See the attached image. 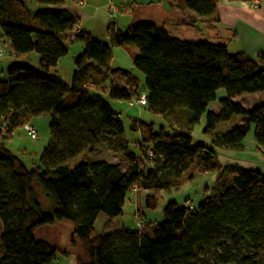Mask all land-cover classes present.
Returning a JSON list of instances; mask_svg holds the SVG:
<instances>
[{"label": "trees", "instance_id": "obj_1", "mask_svg": "<svg viewBox=\"0 0 264 264\" xmlns=\"http://www.w3.org/2000/svg\"><path fill=\"white\" fill-rule=\"evenodd\" d=\"M69 1L36 3L60 7ZM219 1L170 0L181 15L192 12L202 18L205 30L194 17L185 16L162 26L135 21L125 32L111 27L109 45L76 34L68 41L82 44L83 53L66 87L55 76L69 54L66 34L74 33L80 20L68 10L32 15L21 0H0L3 39L16 57L36 54L41 70L11 66L6 80L0 81V264H56L58 249L36 234L64 222L73 226L82 244L83 255L75 256L76 264H264V173L256 170H234L233 181L215 188L196 209L169 203L161 223L145 222L141 230L111 234L95 230L100 215L113 222L123 214L132 190L154 192L146 205L155 210L156 199L176 188L195 160L204 172L219 167L214 150L194 145L189 135L175 129L156 132L153 124L141 120L131 121V131L139 134L131 150L120 113L101 100L88 99L89 87L112 80V102L130 103L144 95L147 112L167 116L188 110L192 125L206 119V131L239 116L242 124L218 137V145L242 150L253 128L256 148L264 156V100L250 110L235 103L264 94V52L256 58L229 53L237 34L218 18ZM113 48L132 55L134 67L145 78L144 92L136 76L111 67ZM116 75L128 88L113 85ZM220 91L226 98L218 101ZM72 95L78 100L67 106ZM217 102L220 111L214 113L211 107ZM41 116L50 117L49 141L38 166L28 169L6 142ZM102 149L124 162L70 166L80 156L94 157ZM35 187L50 204L49 211L42 208Z\"/></svg>", "mask_w": 264, "mask_h": 264}, {"label": "rangeland", "instance_id": "obj_2", "mask_svg": "<svg viewBox=\"0 0 264 264\" xmlns=\"http://www.w3.org/2000/svg\"><path fill=\"white\" fill-rule=\"evenodd\" d=\"M30 14L35 15L45 10V6L38 5L36 0H21ZM72 1V0H71ZM71 1L67 2L70 3ZM85 5L80 7L81 10L88 15V18L80 21L85 32L91 34L92 38L102 44L109 45L108 29L113 27L121 32H125L128 26L137 21L143 23H151L156 26H162L167 21L180 22L185 16L194 17L198 26L205 30V21L197 17L192 12L181 15L171 5L170 0H84ZM160 1V2H158ZM151 2L159 3L158 6L167 10L169 16H164L159 7H152ZM81 4V5H82ZM258 1L252 2L250 5L255 8ZM219 3L217 4V8ZM219 9V8H218ZM171 19V20H169ZM17 22V21H15ZM18 23V22H17ZM25 23V24H24ZM26 25V21H24ZM75 36V33H72ZM71 36V35H69ZM74 37H68L65 45L69 54L62 59L58 68L56 78L64 86L70 87L73 73L75 70V60L82 55L83 46L80 43H70ZM113 69L121 68L130 71L139 79V88L145 90V78L135 67L132 55L123 48H113ZM133 52H138L136 49ZM230 54H236L235 50L229 48ZM11 66H27L37 72H41L38 62L30 56L16 57L12 55L9 44L3 39L0 28V76L6 75V71ZM3 71V72H2ZM113 85L123 86L124 80L116 75ZM112 80L106 82L100 87H89L85 96L90 100H101L109 107L120 113L121 122L124 125L126 138L131 143V150H134V142L139 140V134L131 131V118H138L145 123L153 124L156 132L164 129L166 133H173V129L180 133L189 135L194 145H203L216 152V165L218 170L213 172H204L198 166L197 160L190 169L185 173L178 182L176 188L170 191H164L156 199V209L152 210L146 205L148 196H153L154 192H144L134 189L128 194L123 214L114 220L113 223L108 222L104 215H100L95 223V230L99 234L107 231H114L118 226L125 230H141V222H160L163 220V209L169 203H176L179 208H198L206 199L213 196V190L217 187H225L233 181V171L239 169H250L264 173V156L258 151L254 141V129L252 128L249 135L243 141V149L236 150L224 148L218 145V137L232 131L242 124V118L234 117L230 122L223 123L215 130L206 131V119L203 118L199 125H192V114L188 110H180L167 116H156L145 110L142 104V97L134 99L132 102H115L110 100L109 92ZM143 96V95H142ZM264 95H250L240 99L241 105L250 110L259 105ZM78 97L72 95L66 101L67 106L74 105ZM218 106L212 105L211 111L218 113ZM33 120L34 123H33ZM32 125L38 132L36 139L29 136L24 127L17 129L12 138L6 142V148L16 157H18L28 169H34L39 164L44 149L49 141V116H41L34 118ZM251 136L250 142H246ZM123 163L120 155L114 154L108 150H101L96 156L88 155L80 156L70 163L71 167H75L83 162H99ZM36 197L40 201L42 208L49 211L50 204L47 202L38 187H35ZM36 237L48 241L59 251L57 254L56 264H76L75 256H82V244L74 235V228L69 223H61L54 227L41 228ZM71 254L67 257L63 254Z\"/></svg>", "mask_w": 264, "mask_h": 264}, {"label": "crops", "instance_id": "obj_3", "mask_svg": "<svg viewBox=\"0 0 264 264\" xmlns=\"http://www.w3.org/2000/svg\"><path fill=\"white\" fill-rule=\"evenodd\" d=\"M85 5L84 0H72L70 3H66L64 6L60 7H46L45 10L47 9H62V10H68L71 13H73L80 21L84 20V18H88V15L84 13L80 7ZM160 2V1H158ZM154 3L151 2L152 7H159V11H162V14L164 16H169L167 10L164 8H161L158 6L159 3ZM82 4V5H81ZM251 3H243L239 1H232L228 2L226 0H220L219 1V9L217 8V16L220 19L221 23L224 26L232 27L234 28L236 34H237V39L233 41L230 45L229 48H232L235 50L236 53H243L251 58H256L261 52H264V0L258 1V4L255 8H252L250 5ZM171 20V19H169ZM183 21V19L181 20ZM169 22V21H167ZM173 22V21H170ZM164 24V23H163ZM75 34H80V33H85L91 36L90 33L85 32L82 28L81 25L77 27V29L74 32ZM67 37L72 38L73 34H66ZM71 35V36H69ZM14 55V54H12ZM30 57H33L37 62L39 61L38 56L36 54L30 55ZM121 69V68H119ZM123 70V69H122ZM3 72V71H2ZM130 72V71H128ZM132 75L133 73L130 72ZM135 76V75H133ZM122 78V77H121ZM123 86L124 88H128V85L125 81L124 78ZM6 80V75H1L0 76V81H5ZM103 86V85H102ZM100 86V88L102 87ZM144 92V91H142ZM264 95V94H262ZM246 97V96H244ZM242 97V98H244ZM226 98V93L224 91H220V96L219 100L225 99ZM238 98L235 100V103H239L240 99ZM264 100V98H263ZM115 103V102H113ZM130 104V103H129ZM214 105V104H213ZM215 105L218 106L220 111V106L219 103H215ZM146 110V107L143 106ZM147 111V110H146ZM119 119L121 120V115H119ZM133 120H140L138 118H131V121ZM35 120H33L34 123ZM32 121L30 124H33ZM49 125H50V117H49ZM256 146V144H255ZM113 164V163H111ZM163 221V220H162ZM162 221L158 222L161 223ZM114 222V221H113ZM110 222V223H113ZM124 228L121 226L116 227L113 229L114 231H107V234H111L120 230H123ZM43 240V239H42ZM48 242V241H46ZM49 243V242H48ZM50 244V243H49Z\"/></svg>", "mask_w": 264, "mask_h": 264}, {"label": "built area", "instance_id": "obj_4", "mask_svg": "<svg viewBox=\"0 0 264 264\" xmlns=\"http://www.w3.org/2000/svg\"><path fill=\"white\" fill-rule=\"evenodd\" d=\"M142 100V104L145 105L146 104V97L143 95L142 98L140 99ZM24 129L26 130V132L29 134V136H31L32 138L36 139V137L38 136V132L33 128V126L31 125H27L24 127ZM140 228H143V223L141 222L140 224Z\"/></svg>", "mask_w": 264, "mask_h": 264}, {"label": "bare ground", "instance_id": "obj_5", "mask_svg": "<svg viewBox=\"0 0 264 264\" xmlns=\"http://www.w3.org/2000/svg\"><path fill=\"white\" fill-rule=\"evenodd\" d=\"M218 96H220V93L218 94ZM250 140H251V136L247 139L246 142H250Z\"/></svg>", "mask_w": 264, "mask_h": 264}]
</instances>
